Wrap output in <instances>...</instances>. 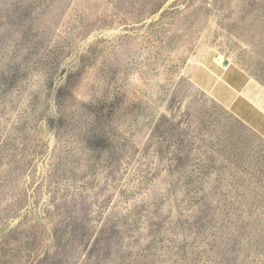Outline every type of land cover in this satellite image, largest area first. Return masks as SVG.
Instances as JSON below:
<instances>
[{"label": "rangeland", "instance_id": "1", "mask_svg": "<svg viewBox=\"0 0 264 264\" xmlns=\"http://www.w3.org/2000/svg\"><path fill=\"white\" fill-rule=\"evenodd\" d=\"M0 264H264V0H0Z\"/></svg>", "mask_w": 264, "mask_h": 264}, {"label": "crops", "instance_id": "2", "mask_svg": "<svg viewBox=\"0 0 264 264\" xmlns=\"http://www.w3.org/2000/svg\"><path fill=\"white\" fill-rule=\"evenodd\" d=\"M239 78L240 79L242 78L240 73L236 72V71H232V72L228 73V76L226 78V80H227L226 82L231 86V89L236 91V89L240 88L239 90H241L243 88V86H244L241 83H240V86L238 88L236 87L237 86L236 80H238Z\"/></svg>", "mask_w": 264, "mask_h": 264}, {"label": "water", "instance_id": "3", "mask_svg": "<svg viewBox=\"0 0 264 264\" xmlns=\"http://www.w3.org/2000/svg\"><path fill=\"white\" fill-rule=\"evenodd\" d=\"M224 65H227V61L224 62Z\"/></svg>", "mask_w": 264, "mask_h": 264}]
</instances>
